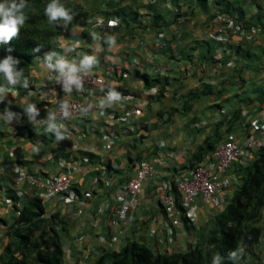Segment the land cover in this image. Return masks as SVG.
Instances as JSON below:
<instances>
[{
	"label": "crops",
	"instance_id": "0c3cea01",
	"mask_svg": "<svg viewBox=\"0 0 264 264\" xmlns=\"http://www.w3.org/2000/svg\"><path fill=\"white\" fill-rule=\"evenodd\" d=\"M71 1L77 6L70 13L72 20L66 27L58 22L51 48L23 73L22 80L27 78L28 87L18 83L0 99V116L13 114L9 124L0 119V256L11 240L7 230L19 213V204L35 196L41 199L45 217L55 215L51 223L63 245V264L92 263L105 252L120 250L128 241L145 243L154 253L187 251L198 243L199 229L211 224L222 209L198 204L192 222L181 216L177 224H171L159 203L166 191L164 184L170 182L173 186L179 175L198 163L194 155L214 134L213 120L234 108L242 113L233 126L235 134L241 136L243 114L253 115L260 104L254 97L261 88L264 68L252 74L246 65L264 60V33L256 35L254 42L228 34L222 57L236 62L235 71L213 69L209 61L201 72L186 75V70L218 52L220 45L211 38L221 23L218 13L235 9L250 22L263 14L252 10L256 0ZM177 11L186 17L178 16ZM115 13L121 16L119 25H94V19H107ZM92 32L100 39L94 41ZM109 36L116 40L111 49L105 42ZM53 51L77 64L84 55L94 56L97 61L93 69L95 83L85 85L83 91L66 92L95 106L91 118L56 117L50 122L58 125L55 131L43 121L56 110L48 73L58 72L44 66L46 56ZM135 58L141 64L129 67ZM56 59L54 56L51 63ZM143 74L148 76L149 84ZM0 83H4L2 78ZM110 87L121 94V99L100 108L99 101ZM248 87L254 89V94L240 99ZM236 95L239 103L233 98ZM223 102L228 103L227 109L221 106ZM29 105L36 109L34 115L28 112ZM217 105L223 110L221 117L203 113ZM220 130V134L229 132L225 123ZM107 142L111 144L109 149L105 148ZM60 158L80 161L79 167L71 170L76 198L70 203L59 196L40 195V182L61 171ZM136 159L153 161L155 171L142 183L132 210L134 219L112 223L110 212L123 202L118 195L134 175ZM14 164L34 176L35 182L20 179ZM104 172L109 186L103 182ZM8 196H12L13 203L6 201Z\"/></svg>",
	"mask_w": 264,
	"mask_h": 264
},
{
	"label": "trees",
	"instance_id": "16d2710c",
	"mask_svg": "<svg viewBox=\"0 0 264 264\" xmlns=\"http://www.w3.org/2000/svg\"><path fill=\"white\" fill-rule=\"evenodd\" d=\"M214 2L218 3L219 0ZM47 3L49 0H28L24 26L8 45L0 49V59L11 55L20 61L16 68L23 70V73L38 56L51 48V40L57 31L59 20L50 24L44 15ZM61 3L70 13L77 10L71 0H61ZM177 13L178 16H186ZM9 47L12 49L10 53L7 51ZM246 66L255 74L264 68V60ZM143 79L149 84L146 74H143ZM254 99L262 103L264 87L258 90ZM239 117H242L241 111L238 113L234 108L224 117L213 120L214 134L197 150L194 162L201 161L214 148L220 127L225 123L226 130L234 129ZM241 175L240 184L215 217L213 227L194 247L183 252L154 253L145 243L128 241L120 250L105 252L89 264H212L215 255L221 257V264H235L229 253L240 247L244 249L240 259L247 262L245 252L259 242L264 232V150L241 170ZM18 210V215L7 230L11 240L3 248L0 264H63V245L51 223L55 215L49 218L43 215L41 199L37 196L23 203ZM258 221L260 223L256 224Z\"/></svg>",
	"mask_w": 264,
	"mask_h": 264
},
{
	"label": "built area",
	"instance_id": "2783aa9c",
	"mask_svg": "<svg viewBox=\"0 0 264 264\" xmlns=\"http://www.w3.org/2000/svg\"><path fill=\"white\" fill-rule=\"evenodd\" d=\"M149 1L154 2L155 0ZM233 1L240 3L244 0ZM251 7L253 11L264 15V0L254 1ZM175 10L179 11V9ZM122 13V10H120V14ZM120 14L115 13L107 19L98 17L94 19V25H96L97 20H101V24L104 23L108 27L117 26L121 22ZM263 15L256 16L250 22L244 21L237 10H232L230 13H218L217 18L221 23L217 31L211 35V38L220 45L218 52L210 58H205L198 64L189 66L186 70V75L206 70L208 61L211 63L210 65L213 69L219 68L221 70L228 69L234 71L237 67L236 62L222 57V53L226 50V43L229 42L228 34L231 32L239 37H243L248 42H254L256 35L264 33ZM181 17L184 18L186 16ZM113 20L118 21V23L115 25L110 24L109 21ZM161 35H163L162 32L160 33ZM139 64H141L140 60L135 58L131 61L129 67L135 68ZM126 74L127 71L123 73V75ZM58 75L59 73L53 70L48 73V82L54 91L53 100L56 110L55 114L45 117L43 121L49 124L56 117L61 119L70 117L80 119L91 118L95 106L69 97L66 95V92L83 91L85 85L95 83L96 76L93 70L88 74L78 73L79 86L72 83L68 85L67 90L65 89L63 79H55ZM139 112V109H137L136 113ZM222 112L223 110L220 111V113ZM246 114H243L245 124L240 137L235 134V129L226 132L224 137L216 141L214 148L200 162L194 164L187 172L178 176L174 181V186L170 182L164 184L166 191L161 194L159 203L171 224H177L181 216L192 222L195 219V207L198 204L223 209L225 202L227 203L232 196L233 191L241 182V178L237 174H240V171L252 162L258 156L261 149L264 148V101L255 108L253 115ZM46 126L48 127V125ZM105 148H111L110 142L105 144ZM79 165L80 161L71 162L66 158H60L59 168L61 171L55 175L47 176L40 182V195L42 197L59 196L66 203L72 202L76 198V193L73 190L71 170L76 169ZM14 170L20 179L35 182V177L27 173L19 164H14ZM154 171L155 165L153 161L146 159L135 160L133 164L134 175L127 179L118 195V199L123 202L114 207L110 212L112 223L117 224L134 219L132 210L138 203V195L141 191L142 183L144 180L150 178ZM104 174L105 172L102 177H105ZM103 182L106 186L111 184L108 177H105ZM232 184L235 186L233 185V190L229 194L230 197L225 201V196ZM6 201L13 203L12 196H8ZM22 204H19L18 209L21 208ZM151 232L153 233L154 231Z\"/></svg>",
	"mask_w": 264,
	"mask_h": 264
},
{
	"label": "clouds",
	"instance_id": "9594fccd",
	"mask_svg": "<svg viewBox=\"0 0 264 264\" xmlns=\"http://www.w3.org/2000/svg\"><path fill=\"white\" fill-rule=\"evenodd\" d=\"M28 8V0H0V49H3L5 45L9 44V41L16 37L20 29L24 26L27 19L26 9ZM70 10L66 9L61 3V0H49L45 9L44 15L46 16L50 24H54L56 21H61L63 26L66 27L68 22L72 20V15L69 14ZM101 20L96 21V25L101 24ZM110 24L115 25L118 21H109ZM93 40L97 41L100 39L95 32L90 33ZM106 44L109 49H111L115 43V36H109L106 39ZM63 48L64 46L61 45ZM99 48V45H96ZM70 49H66L68 51ZM7 51L10 53L12 49L9 47ZM57 57L56 62L51 63L53 57ZM20 63L19 60L13 59L11 55L0 59V78L4 83H0V99H2L3 94L8 93L11 88H14L18 83L22 85L23 88L28 87L27 78H23V70L18 71L16 66ZM97 61L94 56L84 55L80 60L79 64L75 61H69L65 57L55 51L51 52L46 56L44 66L47 69H55L59 75L55 79H63L65 89L69 84L75 83L79 86L80 80L78 73H91L95 67ZM14 95V93H13ZM121 99V94L117 92L114 88H109L108 94L105 98L99 101L98 106L100 108L111 106L114 102H118ZM28 112L31 114L36 113V109L29 105ZM66 114V113H65ZM12 113H8L7 116H0L5 123L9 124L12 119ZM50 130L55 131L58 127L55 123H49ZM59 137V133H57ZM35 150V149H34ZM244 249L239 248L238 250L229 253V257L235 261H239L243 256ZM212 264H221V257L215 255L212 258Z\"/></svg>",
	"mask_w": 264,
	"mask_h": 264
},
{
	"label": "rangeland",
	"instance_id": "374dc122",
	"mask_svg": "<svg viewBox=\"0 0 264 264\" xmlns=\"http://www.w3.org/2000/svg\"><path fill=\"white\" fill-rule=\"evenodd\" d=\"M258 3H260V2H258ZM260 87H264V78L260 82ZM253 88H256V87L253 86ZM253 88L248 87V89L243 92L240 99L244 98L246 95H249V96L253 95L254 94ZM238 96L239 95L233 96L234 100L237 101V98H239ZM237 102L239 103V101H237ZM221 106H223L224 109H227L228 103L223 102L221 104ZM219 108H220V105L212 106V107H209L208 109H206V111L204 110L203 113L205 112L204 114H207L209 112L210 114L221 117V115H220L221 113H220ZM222 134H223V131H222ZM222 134H220L221 136L219 135L220 138H218V139H222L224 137L225 133L223 135ZM213 222L214 221H212L211 224L205 226L204 228L199 229L198 242H201L203 240V238L205 237L204 234H206V231L213 227ZM259 223H260L259 221L256 222V224H259ZM248 250L249 251L245 252L247 262H245V260H243V259L242 260L240 259L238 262L235 261V264H264V232L262 233L261 237L259 238V242L248 247Z\"/></svg>",
	"mask_w": 264,
	"mask_h": 264
}]
</instances>
